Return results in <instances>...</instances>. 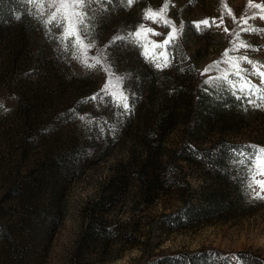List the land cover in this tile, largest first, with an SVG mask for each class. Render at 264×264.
<instances>
[{
    "label": "rangeland",
    "instance_id": "rangeland-1",
    "mask_svg": "<svg viewBox=\"0 0 264 264\" xmlns=\"http://www.w3.org/2000/svg\"><path fill=\"white\" fill-rule=\"evenodd\" d=\"M49 2L43 0L41 14L35 4L13 0L11 15L0 17V226L12 227L9 235L0 232V264H146L185 251H196L193 264H243L234 253L212 249L247 250L264 264V199L257 197L264 192L252 184L250 159L264 148V108L249 103L259 104V93L246 97L223 81L206 83L231 71L229 64L205 71L242 42L261 51L240 47L229 57L264 62V34L241 30L264 29L261 10L249 8V0H172L167 16L178 28L182 23L183 31L170 48L174 59L168 67H155L138 47L112 44L108 61L125 77L130 106L124 114L101 92L107 74L73 59L56 39L60 29L45 26L55 11ZM163 4L93 0L86 9L88 36L102 48L114 35L151 24L143 20L145 9ZM245 13L256 19L243 24ZM206 18L220 26H192ZM241 67L259 83L251 65ZM214 102L218 111L209 120ZM123 114L126 120L119 122ZM147 155L161 162L150 192L143 191L135 162ZM216 189L221 209L200 213ZM187 207L193 214L172 226L174 215Z\"/></svg>",
    "mask_w": 264,
    "mask_h": 264
},
{
    "label": "snow or ice",
    "instance_id": "snow-or-ice-1",
    "mask_svg": "<svg viewBox=\"0 0 264 264\" xmlns=\"http://www.w3.org/2000/svg\"><path fill=\"white\" fill-rule=\"evenodd\" d=\"M26 2L35 4L41 9V14L43 13V0H26ZM92 2L93 0H50L49 7H54L55 11H52L43 22L45 26L54 23V26L60 29V34L56 39L60 41L65 51L71 49L73 59L78 60L87 69H96L97 66H99L100 69L107 74L108 80L104 88L101 89V92L111 96L119 107H122L125 111H129L128 95H126L124 86L125 77L117 75L112 71L111 62L108 61L109 54L107 49L112 44L122 42L127 45L138 47L141 50L140 54L150 63H153L155 67H168L174 59V56H172L170 52V48L174 45L175 41L179 39V35L183 31V24L181 23L178 28L175 23L168 18L167 12L172 0H164V4L159 9L154 10L151 7L145 9L143 20L151 21V24H138L134 31L127 32L126 34L114 35L107 45L102 48H97L96 44L90 40L88 36L90 24L88 23L89 18L86 9L91 6ZM96 2L102 3L103 0H96ZM111 2L112 0H108V3ZM135 2L136 0H121V3L126 4L127 7L133 6ZM172 6L174 7L175 5L173 4ZM248 7L260 9V19L264 20V4H253L252 0H249ZM228 12L229 15H232L231 9H228ZM248 19H256V14L254 13L251 17H248L247 13H245V18L242 20V23L248 24ZM233 20H236L234 15ZM221 23H223L222 19ZM152 25L166 27L169 31L165 35L157 31ZM192 26L197 31H203L212 26L219 27L220 24H217L215 18H206L200 21H193ZM241 30L264 34V29L251 26ZM224 31L229 32V29L225 27ZM161 36H163L162 40L153 39V37ZM240 47L261 51L260 48H256L247 42H242L239 45L234 44L233 48L226 50L223 54L225 57L224 60L214 62L213 65H210L205 70L206 72L211 71L213 67H218L220 63H225L229 64L231 71L226 70L222 76L210 78L206 83H210L213 80L223 81L233 90V94L239 91L246 97H251L253 94L259 93L260 103L256 104L252 99H249V103L253 104L254 107L264 108V70H262L264 69V62L252 60L247 55L229 57L228 53L230 51H238ZM93 49H95V53L90 55ZM241 63L251 65L252 70L250 74L258 77L259 83L254 84L248 79L249 69L241 67ZM230 77H235L236 79H230ZM98 96H100V93H97L89 99L96 100ZM0 107H3V105L0 104ZM80 119L85 120L86 117H80ZM240 155L243 156L244 154L240 153ZM250 159L253 161L251 169L252 184L258 185L260 192H264V179H257L258 176L264 177V148H260L258 153L250 157ZM238 163L243 164L244 161L239 160ZM252 184L249 186L252 187ZM257 197L264 199V196H261L260 193H257Z\"/></svg>",
    "mask_w": 264,
    "mask_h": 264
},
{
    "label": "trees",
    "instance_id": "trees-1",
    "mask_svg": "<svg viewBox=\"0 0 264 264\" xmlns=\"http://www.w3.org/2000/svg\"><path fill=\"white\" fill-rule=\"evenodd\" d=\"M13 0H0V10L2 11V13L0 14V17L3 19H7V17H9L11 15V13L13 12ZM232 99V98H231ZM218 103L214 102L212 103L211 106H209V112L210 114L208 115V119L211 120L212 116L211 113H213L214 111H218V109H216ZM221 113L224 115L226 113V110L223 108L221 109ZM126 114V111L125 113ZM124 114L119 116V122H124L126 120V118L124 117ZM211 116V117H210ZM164 122V120H163ZM162 122V123H163ZM161 121H158L159 125H162ZM177 156H182V157H187L188 155H176ZM209 156H213V155H209ZM80 157H82V155H80ZM131 161H133V159L129 160L128 165L131 163ZM210 161L213 162H218V159L216 158H211ZM81 160H78L77 163H74L71 168L72 169H76L77 166H79ZM136 162V168H137V173L139 176H141L142 178V183L141 186L143 188V191H148L150 192V188L154 183V179L155 176L158 175V167L160 166L161 162L159 161V158L156 155H147L143 160H135ZM169 164L170 165H174V157L170 158L169 160ZM146 174L150 175V179L146 180ZM213 197L210 199L211 201H207L204 200L205 203L204 205L201 207L202 209H199L200 213H204L206 214L207 212H210V210H213V208H218V210L221 209V204H223V199L221 197V191L220 190H214L212 193ZM213 207V208H212ZM193 208L191 207H187L185 212L182 215H174V217L171 219V225L172 226H177L179 225V223L182 221L183 217H190L193 214ZM29 218V217H28ZM54 221V216H51L49 218V225H51ZM11 225L10 224H3L0 226V232L9 235L11 233ZM214 251H216L218 254H222V255H226L228 253H234L237 258L239 259V261H241L243 264H258L262 258H260L258 255H255L254 253L247 251V250H238L235 252H227V251H223L221 249H212ZM194 252H189V251H185L183 254L180 255H164V256H159L153 259H150L149 261H147L146 264H193L190 261L192 259H194L193 256ZM200 254H203V251L199 252ZM259 260V261H258Z\"/></svg>",
    "mask_w": 264,
    "mask_h": 264
}]
</instances>
